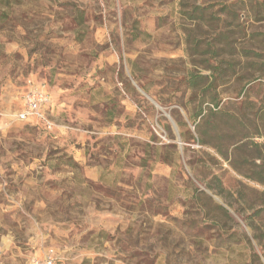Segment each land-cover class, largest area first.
<instances>
[{
    "label": "rangeland",
    "instance_id": "374dc122",
    "mask_svg": "<svg viewBox=\"0 0 264 264\" xmlns=\"http://www.w3.org/2000/svg\"><path fill=\"white\" fill-rule=\"evenodd\" d=\"M258 3L0 0V264H264V77L227 70Z\"/></svg>",
    "mask_w": 264,
    "mask_h": 264
},
{
    "label": "trees",
    "instance_id": "16d2710c",
    "mask_svg": "<svg viewBox=\"0 0 264 264\" xmlns=\"http://www.w3.org/2000/svg\"><path fill=\"white\" fill-rule=\"evenodd\" d=\"M263 4L264 3L262 4L258 3V5H263ZM227 14L229 16H234L232 13H227ZM189 17L191 19H197V20L206 21V22H211L215 19L214 17H212V13H210L209 11V6H204V5L195 6L194 9L190 11ZM229 55H230V60H229V66L227 70L231 77L233 76L235 77L238 73L236 69L237 64L243 65L242 69H244L243 71L245 74L241 75L240 77L241 79H244V78L250 79L257 74L259 76H257L255 80L260 79L261 77H264V56L262 55V53H258L254 48H245V49H242V51L240 52H236L235 49H233L232 47L229 50ZM222 73L223 72H220L218 76H221ZM218 76H216L215 79H217ZM203 78L204 77L201 74L192 76L190 78L191 87L195 88L199 86L200 80ZM256 83H257V86L263 85L262 81H257ZM202 102H206L205 99H203ZM210 102L214 103L216 105L215 107L219 105L217 101V97L215 95H212ZM262 102H263V105L260 108L261 110L260 119L262 120L263 126H264V97L262 99ZM202 113H203V109L202 107H200L197 115H202ZM236 125L237 124L233 123V121L230 124L232 128H236ZM256 174L258 176L259 181L264 183V164L262 165L261 170H259Z\"/></svg>",
    "mask_w": 264,
    "mask_h": 264
},
{
    "label": "built area",
    "instance_id": "2783aa9c",
    "mask_svg": "<svg viewBox=\"0 0 264 264\" xmlns=\"http://www.w3.org/2000/svg\"><path fill=\"white\" fill-rule=\"evenodd\" d=\"M51 107L50 95L41 87H32L27 91L24 96V105L23 107L16 112V119L19 121H32L45 120L49 124ZM36 263H39V260H35ZM42 264H60L57 254L53 249H49L46 252V255L42 261Z\"/></svg>",
    "mask_w": 264,
    "mask_h": 264
},
{
    "label": "water",
    "instance_id": "95a60500",
    "mask_svg": "<svg viewBox=\"0 0 264 264\" xmlns=\"http://www.w3.org/2000/svg\"><path fill=\"white\" fill-rule=\"evenodd\" d=\"M154 101V100H153ZM156 103V102H155ZM157 104V103H156ZM158 105V104H157Z\"/></svg>",
    "mask_w": 264,
    "mask_h": 264
}]
</instances>
